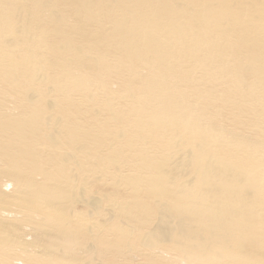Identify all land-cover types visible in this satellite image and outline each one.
<instances>
[{"label": "bare ground", "instance_id": "bare-ground-1", "mask_svg": "<svg viewBox=\"0 0 264 264\" xmlns=\"http://www.w3.org/2000/svg\"><path fill=\"white\" fill-rule=\"evenodd\" d=\"M61 1L0 0V213L117 206L154 221L148 250L248 261L226 244L264 228V0H72L74 23ZM3 242L0 264H50Z\"/></svg>", "mask_w": 264, "mask_h": 264}, {"label": "rangeland", "instance_id": "rangeland-1", "mask_svg": "<svg viewBox=\"0 0 264 264\" xmlns=\"http://www.w3.org/2000/svg\"><path fill=\"white\" fill-rule=\"evenodd\" d=\"M56 5L57 8L66 9V11H68L66 13L67 17L74 23L75 15L73 12L74 6L72 0H64V2L61 1L59 3H56ZM92 26V31L97 32H99L100 29L102 32H106L110 28V24L108 23L102 24V27H100L98 24H93ZM5 179L7 180V178H4L3 180ZM91 188L95 193L94 195L98 197H100V195H105L104 193L106 192H112V190L106 187H99V189H95L93 187ZM0 190L5 196H7L5 197L2 195L3 198L5 197L7 201H13L17 196V186H15L12 190L10 186H2ZM63 207L67 212L69 221L71 222V224L73 223V226L66 230L41 225L39 220L29 219L27 215L23 211H21V209H15L12 215L7 213H0V240H5V242H3V245H10L9 248L13 250L12 256L14 259L19 260L21 259V257L29 256V258L31 259L38 258V260H40L42 263L49 262L50 264H182L175 257L176 253L174 252V248H172L171 245H157L155 249L152 250H148L147 248L143 247V245L141 244V239L143 238L142 234H145L147 232V229L154 221L147 219H145V221L143 218V214L141 215V213L136 212L135 210L128 209V211H118L117 206L111 207L110 205L105 208L106 212H102L100 216H89V218L88 216H86V212L81 204L77 202H64ZM6 208L11 209L10 207ZM6 208L3 207L2 209ZM111 212H113V215L111 214ZM15 216L16 218H14ZM82 220L86 222L88 221L89 224H93V232L87 234L83 229H81V225L83 224ZM123 223L125 225H123ZM260 223L264 226V215H262ZM128 226H130V228ZM82 228H84V226H82ZM32 231L36 232L37 234L33 233ZM250 232L251 231H249L248 233V231H246L243 233L250 239L244 238V240L241 241L239 239L232 238L231 240H229V242H227L226 248L229 247L228 251L233 255L237 256L238 254H240V256L247 257L248 261L244 262L243 264H264V228H262L261 231H257L259 234H256L257 232L255 231H252L253 233ZM58 238L61 241L58 240ZM249 241L253 243H250ZM245 250L246 252L248 251V253H246ZM104 252L106 254H103ZM157 252H162L164 254L163 257ZM236 252H238V254ZM114 256L117 258H115ZM17 263L22 264L21 262ZM225 264L232 263L226 261Z\"/></svg>", "mask_w": 264, "mask_h": 264}]
</instances>
